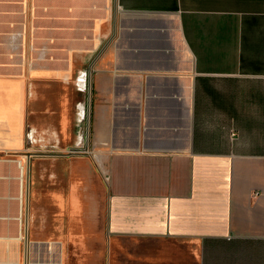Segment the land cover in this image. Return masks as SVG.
<instances>
[{"label":"crops","instance_id":"obj_1","mask_svg":"<svg viewBox=\"0 0 264 264\" xmlns=\"http://www.w3.org/2000/svg\"><path fill=\"white\" fill-rule=\"evenodd\" d=\"M0 264H264V0H0Z\"/></svg>","mask_w":264,"mask_h":264},{"label":"rangeland","instance_id":"obj_2","mask_svg":"<svg viewBox=\"0 0 264 264\" xmlns=\"http://www.w3.org/2000/svg\"><path fill=\"white\" fill-rule=\"evenodd\" d=\"M38 49V47H37ZM38 54V53H37ZM46 91L43 78L37 77L36 80V107L30 112L35 117L36 128L37 131L42 135L44 122H45V115L47 114V118L49 121L53 123L55 128L60 127V121L62 115L68 112V104L70 99L72 98V94H70L69 88L66 85H55L54 91L49 94L48 93V105L45 103ZM51 106V108H49ZM41 137V136H40ZM61 146L64 147V145ZM43 149V141L38 140L36 143V150L37 152L42 151ZM38 154V153H37Z\"/></svg>","mask_w":264,"mask_h":264},{"label":"built area","instance_id":"obj_3","mask_svg":"<svg viewBox=\"0 0 264 264\" xmlns=\"http://www.w3.org/2000/svg\"><path fill=\"white\" fill-rule=\"evenodd\" d=\"M75 84L76 88L84 93L83 100L77 101L76 104L78 119L82 122L87 118V102H89L90 99L89 74L86 69L77 75ZM86 130L87 129L85 128L84 132L78 135L76 141L72 145L67 146V152L81 153L91 151L85 138Z\"/></svg>","mask_w":264,"mask_h":264}]
</instances>
